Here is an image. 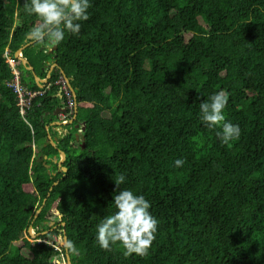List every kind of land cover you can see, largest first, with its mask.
Returning a JSON list of instances; mask_svg holds the SVG:
<instances>
[{
	"label": "trees",
	"instance_id": "obj_1",
	"mask_svg": "<svg viewBox=\"0 0 264 264\" xmlns=\"http://www.w3.org/2000/svg\"><path fill=\"white\" fill-rule=\"evenodd\" d=\"M24 2L0 0V264H54L64 236L72 264H264V0H89L78 35L22 51L36 74L52 60L51 82L70 78L77 113L63 135L51 124L58 85L22 113L8 84L12 57L39 89L14 57L37 21ZM220 90L241 129L229 145L199 113ZM120 174L158 221L144 257L96 241Z\"/></svg>",
	"mask_w": 264,
	"mask_h": 264
},
{
	"label": "clouds",
	"instance_id": "obj_2",
	"mask_svg": "<svg viewBox=\"0 0 264 264\" xmlns=\"http://www.w3.org/2000/svg\"><path fill=\"white\" fill-rule=\"evenodd\" d=\"M90 7L89 0H25L23 4L24 12L28 15H35L37 17L34 26H32L26 33L27 40H25V43L32 41L37 45L52 47L63 41L66 32L78 35L81 30L80 22L86 21L89 18L88 9ZM22 51L21 55L18 54L15 56L14 53V57L17 59L18 57H24ZM9 59L14 58L10 57ZM14 66L15 62L11 67L13 68ZM46 71L47 68L44 69V73ZM60 73L65 75L68 79L70 88L74 89L70 82V78L67 77L63 70H61ZM50 76V71L46 72L44 75H37L38 80H36V83L39 88H44L47 85L48 80L51 82ZM40 84H43V86L41 87ZM56 96L61 99L58 92ZM74 98L76 102V97L74 96ZM197 99H199V97ZM227 103L228 94L225 91L220 90L213 93L199 104L201 121L210 129H218L216 131V136L225 145H229L230 142L238 140L241 135L239 125L226 120L224 109L226 108ZM62 104L61 99V105L57 107L63 108ZM61 112L62 111H59L58 113ZM58 113L56 115H58ZM76 113L77 110L75 116L66 124L73 121L76 117ZM54 121H59V124H55ZM54 121L51 123L54 126V131L57 130L58 134L61 135L67 133L68 130L66 127H64L62 131H59L58 129V125L66 124H63L60 119ZM76 126L79 127V125ZM81 127H83V125ZM81 131L82 129L79 127L78 132ZM48 137L51 140H54L55 138L52 137L51 133H48ZM184 163V160L177 159L175 160L174 165L175 167L180 168ZM113 180L115 188L113 191L112 202L115 211L104 216V218L96 225V241L105 251H111L112 245L119 244L122 247V254L125 257H129L133 254L141 257L147 256L149 249L156 238L158 227L157 219L149 211L151 204L143 195H137L127 188H121V185L125 182L124 174L116 176ZM61 242L68 253L79 254L73 241L62 240ZM54 264H62V257L55 258Z\"/></svg>",
	"mask_w": 264,
	"mask_h": 264
},
{
	"label": "built area",
	"instance_id": "obj_3",
	"mask_svg": "<svg viewBox=\"0 0 264 264\" xmlns=\"http://www.w3.org/2000/svg\"><path fill=\"white\" fill-rule=\"evenodd\" d=\"M10 64L12 65L15 60L9 59ZM14 78L11 82L8 84L12 86L13 91L16 93L17 99H18V105L20 107V111L22 113L25 112V110L31 105L32 98L37 94H43L45 89L51 86L52 83L58 85V95L62 99L63 108L65 111H62L60 113V121L63 124H66L69 122L74 116L76 112V102L74 98V94L72 89L69 86L68 79L65 77L64 74H59L55 81L50 82L48 80L47 85L42 89L39 88L37 90H32L26 85H22L19 78V71H13ZM23 86V87H22Z\"/></svg>",
	"mask_w": 264,
	"mask_h": 264
},
{
	"label": "rangeland",
	"instance_id": "obj_4",
	"mask_svg": "<svg viewBox=\"0 0 264 264\" xmlns=\"http://www.w3.org/2000/svg\"><path fill=\"white\" fill-rule=\"evenodd\" d=\"M53 47V46H52ZM52 47H49L48 49H47V51H50L51 49H52ZM49 62L50 64H52L53 66L51 67V65H49V67H47V71L46 72H48V71H50V73H51V71H52V69L54 68V63H53V61L52 60H45V62ZM19 71L20 72V69L17 67V66H14L13 67V71ZM45 72V73H46ZM19 78H20V75H19ZM44 81H46V80H44ZM40 86L42 87L43 86V84H40ZM23 87V86H22ZM60 117H61V115H60V113H58V115H57V120H59L60 119ZM64 127H66V129H68V127L67 126H65V125H58V129H59V131H62L63 130V128ZM57 131V130H56ZM67 131V130H66ZM65 131V132H66ZM78 133H81V132H78ZM50 139V138H49ZM54 141V140H53ZM55 142V141H54ZM74 142H77L76 140H74ZM33 149H34V151L36 152L37 151V147H35V145L33 146ZM53 160L55 161L56 159H55V157H53ZM63 163V162H62ZM62 163H61V165H62ZM61 165H59V163H58V166H59V168H61ZM54 214L56 215L57 214V212H56V210H53V216H54ZM53 219H55V218H53ZM38 232H37V230H36V228L35 227H28V229H27V231H26V235H25V237H27L28 238V240H30V241H34L35 239H37V241L39 240V238H36L37 236H38ZM59 237H57V241L58 242H61L62 240L61 239H58ZM59 257H62V264H66V261L64 260L65 258L63 257V255H61L60 254V256Z\"/></svg>",
	"mask_w": 264,
	"mask_h": 264
},
{
	"label": "water",
	"instance_id": "obj_5",
	"mask_svg": "<svg viewBox=\"0 0 264 264\" xmlns=\"http://www.w3.org/2000/svg\"><path fill=\"white\" fill-rule=\"evenodd\" d=\"M30 42H32V41L26 42V43H24L22 46H20V48H18V49L15 51V56H17V54H18L19 52H21L22 49H23L24 47H26ZM55 48H56V46H53L52 49H51V51H52L53 49H55ZM18 59H19L20 61L24 62V63L27 62V59H25V58H23V57H18ZM23 65L25 66V68L27 67L26 64H23ZM29 69H30V68H29ZM36 80H37V77H36ZM72 91H73L74 96L76 97V94H75L74 89H72ZM76 110H77V107H76ZM59 111H65V109H64V108H61V107H57V108L55 109L54 113L57 114ZM54 123H55V124H59V121H54ZM76 139H78V138L76 137ZM51 143H52L53 145H55V143H54L53 140H51ZM59 153H60V158H59V160H58V163H59V165H61V163L65 160V152L62 151V150H60ZM60 169H61L62 171H66L67 168H66L65 166L61 165V168H60ZM39 211H40V208H38V209L36 210L34 216H36L37 213H38ZM49 223H50V224H53V221H50ZM30 227H32V226L30 225ZM63 239H64V240H67L66 236H64ZM65 259H66V264H71V258H70V255H69V253H68L67 250H65Z\"/></svg>",
	"mask_w": 264,
	"mask_h": 264
},
{
	"label": "crops",
	"instance_id": "obj_6",
	"mask_svg": "<svg viewBox=\"0 0 264 264\" xmlns=\"http://www.w3.org/2000/svg\"><path fill=\"white\" fill-rule=\"evenodd\" d=\"M30 43H31V42H30ZM18 54L21 55V52H19ZM18 54H17V55H18ZM23 56H24V55H23ZM23 58L27 59V62L24 63V62L21 61V63L27 65L26 68H25L24 65H23V66H24V68H25L26 70H29V71L31 72V74L33 75L34 80H35V82H36V77H37V75L40 76V73H39V74H36V73L34 72L33 66H32L31 64H29V60H28V58H27L26 56H24ZM53 63H54V66H55V65H56V62L53 61ZM49 65H51V67L53 66L52 64H50V63L47 62V61L44 62V64L41 66V73L44 72V69H46L47 67H49ZM29 68H30V69H29ZM37 80H38V78H37ZM60 104H61V103H60Z\"/></svg>",
	"mask_w": 264,
	"mask_h": 264
}]
</instances>
